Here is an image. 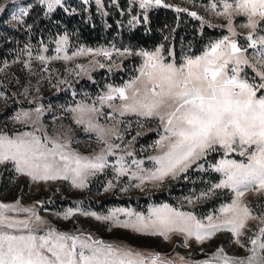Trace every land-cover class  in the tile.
Returning <instances> with one entry per match:
<instances>
[{
    "label": "snow or ice",
    "instance_id": "6c2138e0",
    "mask_svg": "<svg viewBox=\"0 0 264 264\" xmlns=\"http://www.w3.org/2000/svg\"><path fill=\"white\" fill-rule=\"evenodd\" d=\"M42 2L49 12L62 4V0ZM100 2L96 0L98 5ZM153 5L172 7L165 0H140L141 8ZM212 9L215 11L216 4ZM176 11L187 9L176 7ZM21 14L27 15V11L21 9ZM189 14L201 19L196 12ZM215 14L225 20L233 36L238 35L233 27L234 17L246 18L247 22L241 27L250 30L245 37L249 42L247 47H241L226 36L182 65L165 62L159 51L142 52L145 59L139 75L123 87L112 88L101 99L119 100L116 105H108L113 113L134 114L158 124L161 134L155 147L160 154L151 157L156 166L147 171L141 168L143 161L133 159L130 162L141 173L136 187L145 182L162 184L167 178L177 179L193 165L203 170L201 161L207 163L213 153L224 156L235 153L245 159L222 158L213 166V170L223 176L214 189H228L235 199L221 207L220 216H208L206 224L191 212L177 211L169 205L151 209L147 217L125 209L115 212H126L130 218L134 217L122 227L165 240L170 238V233H179L186 238L194 237L202 244L219 232H228L231 242L249 255L228 256L221 247L213 254V262L264 264V210L257 215L242 199L253 191L264 196V35L255 38L258 31H264V0H223L222 10ZM13 19L18 17L13 16ZM258 46L259 58L246 55L249 47L257 49ZM81 54L83 52L77 53ZM98 54L109 58L112 55L105 50ZM37 58L46 59L42 55ZM242 67L254 69L252 81L240 75ZM72 111L79 114L76 123H86V130L96 133L97 143L106 145L98 154L93 157L80 155L72 149V141L63 138V133L48 135L39 123V115L33 120L30 112L22 111L15 119L21 124L31 123L33 131L15 136L0 133V165L11 164L32 181L62 180L74 188H85L89 177L102 173L108 166V157L115 155V149L120 147L113 144L110 137L123 141V136L115 123L108 126L94 122V118H100V110L94 106H78ZM35 112L39 114L41 108H36ZM103 118L114 119V115L105 112ZM117 164L119 167L113 168L119 175L129 173L123 156ZM22 213L25 218H19ZM72 214L73 210L69 209L65 219ZM83 214L98 221L112 219V216H99L95 212ZM250 221H258L259 226L253 229ZM179 260L183 262L184 257ZM0 264H173V261L162 259L159 254H143L106 244L91 236L59 232L48 226L34 209L0 203Z\"/></svg>",
    "mask_w": 264,
    "mask_h": 264
},
{
    "label": "rangeland",
    "instance_id": "374dc122",
    "mask_svg": "<svg viewBox=\"0 0 264 264\" xmlns=\"http://www.w3.org/2000/svg\"><path fill=\"white\" fill-rule=\"evenodd\" d=\"M73 1L85 3V0H62L61 5L55 6L49 12L42 0H0V8H3L0 12V133L15 136L21 132L33 131L31 123L21 124L15 119L18 112L27 111L31 113L33 120L39 115V123L48 135L59 136L63 133L64 139L72 141V149L82 156L93 157L106 145L97 143L96 133L86 130V123H76L79 114L72 109L78 106H94L100 110V118H94V122L108 126L115 123L123 141L115 136L110 137L112 143L120 147L115 149V155L108 157L105 170L89 177L87 186L83 189L74 188L68 181L62 180L32 181L30 177L18 173L11 164L0 165V203L34 209L48 226L59 232L82 237L91 236L106 244L143 254H159L162 259L173 261V264H205L206 261L209 264H223L222 261H212L213 254L221 247L228 256L249 255L246 250L231 242V234L228 232H219L201 244L194 237L186 238L179 233H170V238L165 240L161 236L144 235L121 226L124 222L134 219L126 212L141 213L147 217L151 209L163 205H169L177 211L191 212L206 224L208 216H220L221 207L235 199L228 189H214L213 186L219 183L223 176L215 172L213 166L222 158L237 161L245 158L235 153L230 156L213 153L208 157L207 163L201 161L204 164L203 170L193 165L184 173V183L187 184L180 190V194L169 196L170 201L157 199L161 193H168L170 187L180 180V176L174 180L167 178L162 184L145 182L141 187H136L141 173L130 163L133 159L143 161L141 168L147 171L156 166L151 157L160 154L155 147V142L161 134L157 122L134 114L120 116L108 107L110 103L118 104V99H101L112 88L123 87L139 75L145 59L141 55L142 52L159 51L165 62L182 65L188 58L202 55L210 44L226 36L235 40L241 47H247L249 42L245 37L250 30L241 27L247 22L246 18L234 17L233 27L238 35L233 36L225 20L215 14L216 11L222 10L223 0H165V3L172 7L164 8L177 14L173 31L179 27L178 20L181 19L189 26V30H197L196 33L192 31L188 41L183 44L179 40L176 45L174 36L170 37L167 50L163 44H159L152 50L132 51L127 47L120 48L113 40L103 46L78 44L72 47L66 34L57 35L53 39L50 32L35 38L30 31L35 25L29 23V18L37 20L59 8L67 10L73 6ZM119 1L107 0L106 6L102 0L99 5L96 0H87L85 4L93 2L104 24L109 27L105 21L109 16L107 8L118 6ZM126 1L128 6L125 11L129 17L123 26L129 30L145 25L146 12L151 8L161 7L153 5L141 8L140 0ZM136 3L138 10L144 13L132 12ZM213 4H216L215 11L212 9ZM176 7L187 11L177 12ZM21 9H25L27 15H22ZM76 10L73 7L69 9L74 12ZM118 12L124 14L120 8ZM190 12H196L201 19L191 16ZM13 16L18 19H13ZM115 22L122 29L120 18ZM204 28L218 36L205 37ZM261 35H264V31H258L255 38ZM102 50L110 51L111 58L98 54ZM79 52L83 54L77 55ZM41 55L46 58L44 61L37 58ZM246 55L259 58V46L257 49L249 47ZM65 56L71 58L65 59ZM240 75L252 81L254 69L242 67ZM36 108H41L39 114L35 112ZM105 112L110 116L114 115V119H104ZM87 118L86 116L85 120ZM121 156L129 168L127 175H119L113 168L119 167L117 161ZM132 173L136 175L133 176ZM213 175L218 176L216 181ZM110 183L112 187L109 188ZM205 193L207 195H204ZM242 199L257 215L264 210V196L255 191L246 193ZM69 209L73 210V214L65 219ZM116 209H125L126 212H115ZM90 212L99 216H112V219L98 221L95 217L83 214ZM19 218H25V214L22 213ZM249 226L256 229L259 222L250 221ZM241 240L248 243L244 237H241ZM179 257H184V261L181 262Z\"/></svg>",
    "mask_w": 264,
    "mask_h": 264
},
{
    "label": "trees",
    "instance_id": "16d2710c",
    "mask_svg": "<svg viewBox=\"0 0 264 264\" xmlns=\"http://www.w3.org/2000/svg\"><path fill=\"white\" fill-rule=\"evenodd\" d=\"M104 6L107 0H102ZM128 3L126 0H120L119 5H112L107 8L109 16L104 20L100 12L96 9L93 2L85 4L80 1H73V8L77 9L74 11H69L72 7H68L67 10L61 8L57 9L47 16L39 19H28L29 23L35 25L30 31L33 32L35 38L43 36L45 33L50 32L52 38L54 39L57 35L66 34L69 37L71 46L78 44H84L87 46H103L108 44L110 41H116L120 48H129L132 51L136 50H152L159 44H163L165 50L168 48L170 42V37L174 36L176 45L179 40L182 44L186 43L193 33L197 30H189V26L183 23L181 19L178 28L174 29L175 19L177 14L167 8L158 7L151 8L146 12V22L145 25L136 26L134 30H129V28L123 26L126 19L129 17L126 13V8ZM118 8L122 9L124 14L121 15L118 12ZM138 4L132 9V12L144 13L138 10ZM182 16V14L180 15ZM120 18L122 29L116 24V20ZM140 18V16H139ZM205 37H216L218 36L215 32L210 31L206 28L203 29ZM43 33V34H41ZM45 37V36H44ZM165 39V40H164ZM201 50V49H200ZM176 53L179 50L175 49ZM214 181L218 179L217 175H213ZM185 174L180 176V180L170 187L168 193L163 192L156 198L164 201H170L169 196H174L180 194L183 187H186L187 183H184ZM189 182V181H186Z\"/></svg>",
    "mask_w": 264,
    "mask_h": 264
}]
</instances>
